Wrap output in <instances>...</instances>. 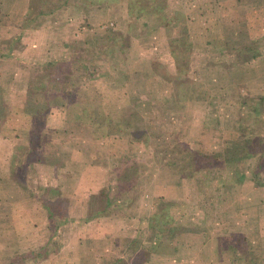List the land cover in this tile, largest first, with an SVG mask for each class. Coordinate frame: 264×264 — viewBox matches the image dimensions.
Wrapping results in <instances>:
<instances>
[{"label": "rangeland", "instance_id": "obj_1", "mask_svg": "<svg viewBox=\"0 0 264 264\" xmlns=\"http://www.w3.org/2000/svg\"><path fill=\"white\" fill-rule=\"evenodd\" d=\"M136 1L146 11L128 6L129 17L116 3L82 28L86 7H70L71 30L47 33L49 55L33 63L22 54L17 81L44 72L52 94L65 90L47 104L0 78V157L21 172L0 190V264H250L246 245L264 264V184L248 169L236 181L224 164L220 181L206 182L193 167L208 150L238 154L246 134L264 131V107L257 123L241 119L264 95V0ZM154 6L168 28L156 25ZM18 33L1 35V48ZM245 43L241 54L230 50ZM85 64L92 75L83 80ZM29 132L43 138L48 162L27 166ZM47 185L70 219L49 240L37 199Z\"/></svg>", "mask_w": 264, "mask_h": 264}, {"label": "crops", "instance_id": "obj_2", "mask_svg": "<svg viewBox=\"0 0 264 264\" xmlns=\"http://www.w3.org/2000/svg\"><path fill=\"white\" fill-rule=\"evenodd\" d=\"M122 1L120 0V1L114 2L113 0H99V1L98 0H42V3H43L42 11L43 12L41 13L40 17H38L34 21V23L31 22L30 24L23 26L20 23H21L23 17L25 16V14L28 10L29 0H0V36L3 35L4 33H6V31H8L9 29H11V30L14 29L15 31H18L20 34H22L19 41H17L18 44H16V45H11V42H13L15 39H17L16 38L17 36H15V35H17V32L13 35L15 38H9V36H8L7 38L11 42H10V46L8 45V48H6V50H3L1 48L2 44H0V50H2V54L0 55V64H1L0 65L1 66L0 67V78L3 80L9 81L12 87L16 83V88H15L16 91L28 92V90H27L28 79H27V81H25V83L23 85H22V83H23L22 78L19 77L20 80L17 81V77L20 76L18 74L17 69L20 66H22V63H23L22 56L25 55V58H30V61H32L34 63V62H37L40 59H42L43 56L46 57V54L49 55L50 50L47 46V43L49 42V40L47 41V39H45L48 36L47 33H49V31L66 29V28L71 30V27L69 26L70 21H72V18H71L72 15L69 16V14L72 13L70 11V7H73V9H75V7H78L79 9H82V6L86 7L84 9V12L81 11L78 14V16H79L78 18L82 19L81 21H83L79 24L80 28L87 25V23H84V20L89 22V17L92 13H94V15H95V14H97L98 10H107V9H109V7H112V5L116 4V3H123L125 10L127 9L126 12L129 15V17L130 16L132 17L133 12L128 13V6L130 7L131 5H133L135 7L134 10H136V14L137 13L139 14L142 11H146L145 9H143V8H146V6L137 2L136 0H124V2H122ZM105 7H107V8H105ZM99 8H101V9H99ZM103 8H105V9H103ZM129 11H130V9H129ZM148 11H152V13L154 15L159 17V19L157 18L158 23L156 24L158 27L167 26V28H168V25L166 24L167 22H164L163 19H160V17H161L160 13L161 12H160V9L158 7L154 6V8H151ZM125 26L126 25H124V31H126L127 28L129 29V27H125ZM86 28H88V26H86ZM19 33H18V35H19ZM66 37H67V35L64 36L63 39H66ZM128 39L129 38H127V40ZM130 39L132 40V37H130ZM133 41L134 40H132V42ZM12 47H13V50L11 49ZM64 49H65V46L62 50V53H63V51H65ZM11 51H14V53H15L14 56L13 55L11 56ZM62 56H63V54H62ZM9 59H12V61L7 62ZM62 59H63V57L61 58V60ZM3 63L4 64L5 63H14L16 65H13V68L9 67V68L5 69V68H3ZM1 69H2V71H1ZM17 85H19V86H17ZM59 113H63V112L60 111ZM57 118H59V117H56L55 121H58ZM61 118H62V116H61ZM49 125H53V124H48V122H43V127L45 128V130L48 129ZM58 126H60V128L61 127L63 128L65 126V124H64V122H61L60 124H57V127ZM42 139L43 138L40 139V142H41V145L39 146L40 148L37 149L38 150V157H39L38 160H34V161L29 162V164L27 166H33L34 164L38 165L39 163H36V162H42L43 163L48 159L47 156H44L41 154V149L43 147V144H42L43 140ZM26 154H27V152H26ZM11 155H13V153L10 154L9 159H10ZM5 156H6V154L2 153V157H0V184H1L0 190H4V186L2 185V183L5 182L4 176H16L17 175V171L14 170V168H13L14 165L10 164L8 159H6V161H5ZM1 159H3V162H1ZM51 159L54 160V158H51ZM47 162H48V160H47ZM52 162H54V161H52ZM15 181H16V179H15ZM56 183H58V182H56ZM57 186L58 185H55V187H57ZM21 208H22V212H24L25 209L23 207H21ZM13 221L15 222L18 220L14 219ZM30 247L31 246H29L27 253L28 254H34V250ZM73 248H74L73 253L76 254L75 256H77L78 246L73 247ZM27 253H24V254L27 255ZM15 254H20V253L16 252ZM13 259H14V261L16 260L15 258H13Z\"/></svg>", "mask_w": 264, "mask_h": 264}, {"label": "trees", "instance_id": "obj_3", "mask_svg": "<svg viewBox=\"0 0 264 264\" xmlns=\"http://www.w3.org/2000/svg\"><path fill=\"white\" fill-rule=\"evenodd\" d=\"M42 6H43L42 0H29L28 10L20 24H22L23 26H26L30 24L31 22L34 23V21L38 17H40L41 13L43 12ZM179 39L184 40L185 38H179ZM186 42L188 46L191 45L190 41H186ZM123 43H126V44L124 45ZM123 43H122L121 50L122 52H124V59L126 60L129 54L131 53L132 40L128 39L127 41ZM248 46L249 45L245 43L241 47L236 46V48L234 49H230V48L229 49L235 50V52L237 51V53L241 54L244 52V50H248L250 48ZM1 54H2V51L0 50V55ZM83 69H84L82 72L83 80L89 79V77L92 74H91V71L89 70L88 65L85 64ZM75 88L73 90L74 92L75 90L77 91V86H75ZM27 90L30 93L34 92L40 97L44 96L43 105L47 104L46 99H45L47 94L61 96L62 94H64V91H65V90H60L61 93L56 92L55 94H52V91L50 90L49 79L47 78L44 72H37L36 74L33 75V77L30 80H28ZM263 100H264V95H260L258 100L255 102L256 104L247 105L245 102H243L242 104L249 106L248 111H247V113L249 114L247 116H242L241 119L242 120L246 119V121H248V124L250 123L251 120L257 123V121L260 120L261 111L264 107ZM0 105L2 107L3 103H1ZM255 131L257 132L255 135H252V136H250V134L245 135V140H246L245 144L243 145L242 149L238 150L237 152L238 154L234 156L226 157V156H223L220 152H215L213 150H208L204 155H202L204 159H201V163L196 162L193 164V167L195 168H204L203 173L199 174L198 176L200 180L202 179V181L211 182V181H215L214 178H217L215 182L218 183L220 181V180L218 181L219 174H220L219 169H221L220 165L224 164L228 166L229 171H230L229 174L234 180L241 181L242 179H244V177L247 176V169H248L251 178L255 181L257 185L264 184V131H261L259 127H256ZM40 136L41 135L39 134L35 135L29 132L28 140L30 143H29V149L27 150V154H28L27 163L34 161V160H38L39 158L37 149L41 145V142H40V139L34 140V138L35 137L40 138ZM185 152H186V157L183 156L184 161H186L187 163H191V164L193 163V161L195 162L194 152L188 148L185 149ZM191 158L193 160H191ZM246 160H248L247 166H245L244 164ZM170 163L173 164L171 159H168L167 164L170 165ZM179 163H182V162L180 161ZM24 165L25 163H22L20 165V168H23ZM17 174L21 175V172L18 171ZM203 176H205L206 179H204ZM52 187L53 186H50V185L44 186L43 192L40 193V195L37 198L43 204V209H44L43 211L44 213H46V216L48 219V225L51 228L49 236H48V240L50 239V237H52L53 233L56 231L57 225L59 223L68 221L67 215L63 214L61 211V202H60L61 198L59 197V194L57 193H54L52 195L50 194V192L54 188ZM243 248H244V251L249 255L248 257L249 263L258 264V261L252 258V256H250L251 251H252L250 249V245L243 246Z\"/></svg>", "mask_w": 264, "mask_h": 264}]
</instances>
